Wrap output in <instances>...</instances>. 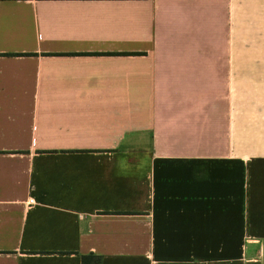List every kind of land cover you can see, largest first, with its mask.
I'll return each instance as SVG.
<instances>
[{
  "label": "crops",
  "instance_id": "0c3cea01",
  "mask_svg": "<svg viewBox=\"0 0 264 264\" xmlns=\"http://www.w3.org/2000/svg\"><path fill=\"white\" fill-rule=\"evenodd\" d=\"M90 254L264 264V0H0V264Z\"/></svg>",
  "mask_w": 264,
  "mask_h": 264
},
{
  "label": "trees",
  "instance_id": "16d2710c",
  "mask_svg": "<svg viewBox=\"0 0 264 264\" xmlns=\"http://www.w3.org/2000/svg\"><path fill=\"white\" fill-rule=\"evenodd\" d=\"M99 260V257L90 254L81 257V264H96L99 262Z\"/></svg>",
  "mask_w": 264,
  "mask_h": 264
},
{
  "label": "built area",
  "instance_id": "2783aa9c",
  "mask_svg": "<svg viewBox=\"0 0 264 264\" xmlns=\"http://www.w3.org/2000/svg\"><path fill=\"white\" fill-rule=\"evenodd\" d=\"M29 203L32 205V204H33V201H32V200H30V201H29Z\"/></svg>",
  "mask_w": 264,
  "mask_h": 264
}]
</instances>
